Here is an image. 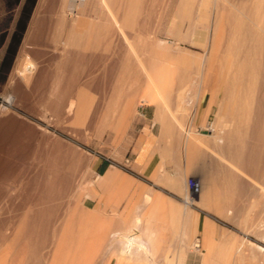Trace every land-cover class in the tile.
<instances>
[{
	"label": "bare ground",
	"instance_id": "1",
	"mask_svg": "<svg viewBox=\"0 0 264 264\" xmlns=\"http://www.w3.org/2000/svg\"><path fill=\"white\" fill-rule=\"evenodd\" d=\"M150 1L152 0H96V7L92 12L94 18H91V14L75 13L71 0L38 1L5 90L0 92V101H3V104H0V264H89L90 254H87L89 244L87 245L86 238L88 235L85 236L86 218L82 209L72 210L71 216L63 223V229L59 236L56 235L58 233L55 234L52 231L56 230V225L58 226L56 217L60 210L59 189L73 183L71 175L74 176V174L72 173L80 167L86 166L79 162V157L83 153L76 152L74 154V152L73 158H71L74 163L70 164L68 156L63 155L62 157L58 153L59 144L57 143L59 142H57L55 134L49 130L50 124L46 126H43L44 124L29 125L27 123L30 120L26 122L24 119L22 120L24 116L16 107L25 100L20 91V87H22L21 73L24 68L32 65L33 57L37 56L36 52H31V48H40V46L34 45L38 44L35 39L43 34L46 35L45 30L48 29V24L45 15L48 12L56 17L55 21H52L53 25L49 24V26L52 25L49 29L52 28L53 32L52 30L49 32H52L50 40L57 44L50 50L56 53L53 59L58 67V80H55L56 85L54 82L49 89L51 90L50 94L48 93L49 99L48 97L43 99L45 109L41 110V113L35 114L36 108L32 106L33 111L35 110L34 116L39 114L38 117L48 123L56 119H62V121L67 119L68 121L69 118L77 123L89 120L90 123L96 124L99 120L101 121L100 115H96L95 110L91 111L88 107V85L84 78L81 77L83 79L81 80L79 77L85 71V64L89 62L87 53L98 47L102 40L111 41L118 31V34L121 33L125 41L128 42L130 52L135 57V61L132 60L134 68L131 71L128 70L132 61L126 57L122 71H133L137 75H130L136 79L134 85L136 89H139L141 84L139 78L143 76L148 94L158 106L161 134H167L170 137L177 136L182 139L180 140L184 144L187 167L193 170L198 169L202 175L203 189L199 194L204 206L221 214L226 211L231 212L235 208L236 194L244 185L243 180L249 181L263 172L261 162L264 158V147L261 145H264V12L261 14L257 10L258 15L261 14V16L255 13L259 17L263 30V35L258 36L249 25H240L239 20H243L240 19L241 17L231 15L229 11L222 12L219 16V23L215 22L216 25L213 27V37L210 38L207 53L197 55L193 53L203 58L196 66L197 79L195 81L197 80V83H195L197 87L199 86L198 88L205 92L209 90L211 96L220 94L223 89L229 102L228 112L218 134L213 138H200L196 134L193 136L191 133L188 134L186 129L181 132L176 130L179 126L174 125V117L170 114L172 100L166 98L173 90H176L169 81L173 80L175 75L190 73L191 59L179 54L180 50L174 52L175 49L170 52L172 49H170L168 41H160L157 36H153L149 42L138 44V40L141 41L138 33L143 30L146 24V18H143L144 21L141 16L148 8L150 9ZM179 1L180 23L182 24L184 20L182 15L193 21L199 9L196 6V12L193 13L196 0ZM198 1V3L201 2V0ZM260 1L258 0L257 3ZM221 4L224 6V3ZM254 4L252 5L254 6ZM263 4H260V8L264 6ZM217 5L220 4L217 3ZM242 6L245 5L242 4ZM104 10L108 13V17L105 19L102 18ZM251 15L250 13L249 16ZM253 17L255 18V16ZM224 21L235 22L234 38L237 41H246V43L216 44L223 34ZM170 24L171 27H175L178 21L175 19ZM193 31L194 26L191 22L188 28L189 35L193 36ZM112 34H114L113 38ZM116 38L115 41H117ZM254 41L255 44H252ZM156 44H159V47ZM129 55L131 56L130 53L127 56ZM184 86L186 84L182 85V89ZM160 91H164V98L160 99ZM126 104L128 105V103ZM24 105H27V102ZM35 106L38 107V105ZM32 108L29 109L32 110ZM37 110L39 111V108ZM114 111L117 113L119 109ZM130 112L129 106L119 112L124 114V123L128 122ZM119 116L116 115V119ZM100 121L97 125L100 124ZM22 134L30 136V141L28 139L26 142L21 138ZM196 140H202L208 148L201 146ZM61 144L60 147L65 145ZM166 152H171V149H167ZM189 181L188 172H186L181 175L179 183L186 187ZM194 201L195 199L190 196V193L186 195L187 206L193 204ZM101 224V221H95L94 226L90 229V233L93 235L92 239L100 244L106 239L108 231L106 225L103 228ZM128 224L129 222L126 221L122 229L131 228ZM142 229L145 237L139 241V244L145 251L142 248L133 251L127 244L121 247L123 249L120 253L128 260L146 263L149 259L146 253L154 247L158 228L145 225ZM190 230L192 231L193 228ZM188 233L189 229L187 230L189 237ZM54 235L58 236L56 240ZM208 245L210 251L204 257V264H213L221 260L224 254L215 247L211 239L208 240ZM195 246H199V243H196ZM126 247L128 251L125 249ZM182 260L183 258H179L176 264H182Z\"/></svg>",
	"mask_w": 264,
	"mask_h": 264
},
{
	"label": "rangeland",
	"instance_id": "2",
	"mask_svg": "<svg viewBox=\"0 0 264 264\" xmlns=\"http://www.w3.org/2000/svg\"><path fill=\"white\" fill-rule=\"evenodd\" d=\"M38 1L0 0V92H4L5 90L4 88L20 47L24 42L25 34ZM216 1L222 7L217 5ZM198 2L196 0L193 6V13L196 12L198 7L200 10L198 27L209 25L216 18V15L219 17L226 8L231 15H242L244 20L250 23L248 25L255 31L257 36L263 35L261 24H257L255 18L248 15L250 12H254V10L249 9L254 0H203L204 3L201 4ZM209 2L210 7L208 6ZM77 3V12L81 13L85 9H90L91 18L94 16L92 12L96 7L95 0H79V2L77 0ZM179 3V0L150 1V9L148 8L145 11L146 13L142 14L143 17L141 16L142 20H144V17L146 18V24L143 30L138 33L141 39V41L138 40V44L149 42L153 36H157L160 38V41H168V45L172 49L170 52L175 49L174 52L180 50L182 53L178 52L179 54L188 56L191 59L190 73L175 75L173 80L169 81L173 85L172 87L176 89L171 92L169 97H166L172 100L170 103V114L174 117V125L179 126L176 130H180L181 132L186 129L187 133H191L192 136L196 134L200 138H213L223 126L222 121L225 119L229 109L228 98L224 95L223 89L220 91V94L211 96L209 90L205 92L204 90H200L199 86L197 87V80L195 81L197 79L196 66L203 58L196 55L207 53L210 43H207V46L203 47L204 42H198V29L194 37L189 35V24L191 25V22L194 24L195 16L193 21H190L188 17L182 15L184 20L181 24L179 20L181 16L178 17ZM221 3H224V6ZM240 4H244L246 9L243 11L237 9ZM196 6L197 8H195ZM107 17L108 13L104 10L102 18L105 19ZM54 18L56 19L49 12L45 15L48 29L44 32L47 36L43 34L36 38L37 40L35 39L38 44L34 45L40 46V48H31V52H36L37 56L33 57L31 68H24L21 73V85L24 88L20 87V91L23 93V99L25 100L16 106L24 116L22 120L24 119L25 122L30 120L27 124H44L43 126L50 124L49 130L57 137V142H59L57 143L59 144L58 149L60 150L61 148L60 151L58 150V153L62 157L63 155L65 157L68 156L70 164L74 163L71 159L74 152V154L76 152L83 153L79 157V162L84 163L86 166L80 167V170L78 169L72 173L74 174V176L71 175L73 183L59 189L58 203L60 210L56 217L58 226H55V228L57 227L55 231L51 229L53 233H58L56 235L59 236L63 229V223L71 216L72 210L82 209L86 218L85 236L88 235L86 237L87 245H90H88L87 250V254H90L88 258L89 264H176L179 258H183L182 264H204V257L210 251L208 245L209 239L224 254L221 260L215 261L216 263L213 264H264V158L261 162L263 166L261 174L256 177L252 176L253 178L249 179V181L242 177V179H245L243 180L244 185L236 194L235 208L231 212L226 211L221 214L204 206L200 200V194L192 195L189 184L184 187L187 189V194L190 193V196L195 201L188 206L182 201L179 209L171 210L173 215H177L181 211L179 218L175 219L179 221L178 223H171L174 219L169 214H166L163 221L167 223L152 224L151 221L154 218L149 217L156 214V211L160 213V210L155 206V198H152L149 194L144 195L143 198V204L147 205V211L145 209L142 211L143 213L146 211L143 214V219L146 218L144 223H139L137 219V223L132 224L131 214H128L131 212L130 209L120 211L119 206H111L108 202L107 188L101 187L99 184L101 169L108 168L109 170H118L120 173L125 172L130 174L132 155L136 151V147L144 134L151 131L153 135H156L161 131L159 127L160 120L158 119L159 111L156 104L147 103L144 100L145 95L148 94V90L144 85L145 80L143 76L139 78L142 86L140 84L139 89H135L136 79L133 76L137 75L133 71L129 72L134 68L135 57L130 52L128 42L125 41L121 33L118 34V31H116L115 35H111L112 38L113 35L115 38L118 35L120 38L117 37V41H115V38H113L114 41H112L113 39L111 41L102 40L98 47H96L97 50L95 48L87 53L89 62L85 64V71L79 77L81 80L84 78L85 83L88 85V107L91 111L95 110L96 115H100V124L97 125L99 121L96 124H92L89 120L77 123L71 118L68 121L65 119L67 122L64 119V122L62 119H56L48 123L46 120H41L38 117L40 116L39 114L34 116L45 109V106L43 107V99L45 97L49 99L48 93L50 94L51 92L49 89H51L55 80H58V67L53 59L56 53L50 50V48L57 45L54 44V41L50 40V34L53 30L52 28L49 29V27L53 25L52 21H55ZM175 19L178 21V24L175 27H171L170 23ZM50 23H52L51 26H49ZM50 30L52 32H49ZM223 30V34H221L222 36L216 44L246 43V41H237L234 38V26H224ZM107 37H109L108 34ZM209 37H213V28L211 27ZM252 44H255V41ZM156 46L159 47V44H156ZM71 51L73 52L74 50L72 49ZM75 52L77 53L76 50ZM128 52L132 57L130 55L127 56ZM92 55L97 59L92 58ZM126 57L134 61L128 66L130 67L128 70H130L123 72V63ZM131 74L134 75L130 76ZM29 77L30 79H28ZM183 84H186V86L182 89ZM196 91L200 92V94ZM116 101L118 102L117 106L115 105ZM26 102L27 105H24ZM126 103H128L131 112L128 122L124 123V114L119 112L125 108L124 104ZM0 104L2 105L3 101H0ZM35 105H38V107ZM32 106L36 108V112L35 110L33 111L34 108ZM28 107L32 108V110ZM38 108L39 111L37 110ZM116 109H119V112L115 113L114 110ZM28 110H30L29 113ZM156 111V120L159 122L155 121L154 118ZM116 115H120L119 118L116 119ZM33 122L35 123L33 124ZM124 124L126 126H123ZM96 126L100 129H97ZM20 137L25 139L26 142L31 139L30 136L25 134L20 135ZM161 138L164 144L169 146L175 145L180 156L184 155V144L181 138L177 136L170 137L167 134H164ZM59 140L66 146L60 147L62 144ZM196 142L208 148L202 140H196ZM261 147H264V145H261ZM249 174L252 175L251 172ZM194 176L201 179L202 175L200 171L196 173L193 171L189 173L188 178L192 179ZM201 182L203 187L202 179ZM127 183L130 185L129 181ZM137 205L138 203L135 202L134 212L138 209L136 208ZM95 221H101L102 227L105 228L104 225H106V229L108 228L106 239L101 244L94 241L92 239L93 235L90 233V229L94 226ZM126 221L131 226L129 228L130 231L129 229H122ZM145 225L159 228V234L155 240L156 247L151 249V251H147L146 254L149 259L146 263L128 260L126 256L120 253L123 249L121 247L128 244L133 251L142 248L139 241L145 237L143 236L145 234L142 229ZM193 227L195 229L191 231L190 229ZM186 229H189L188 234L190 238L187 236ZM56 235H54L55 240L58 237ZM196 243H199V246L196 247ZM132 245L136 246L133 248ZM125 249L128 251L127 247Z\"/></svg>",
	"mask_w": 264,
	"mask_h": 264
},
{
	"label": "crops",
	"instance_id": "3",
	"mask_svg": "<svg viewBox=\"0 0 264 264\" xmlns=\"http://www.w3.org/2000/svg\"><path fill=\"white\" fill-rule=\"evenodd\" d=\"M257 1L258 0H256L254 2L256 4L253 3L254 6L252 5V7H250L249 9L250 10L255 9L254 12H250V13L252 14L251 16H255L256 23L260 24L258 16L259 15L261 16L262 12H264V6L260 8L261 6L260 4L264 3V1L261 0L262 3H260L261 2L260 1L259 2L260 4L257 3ZM71 3H72L73 11L75 13L85 14V15H89L91 13L90 9H85L81 13L77 12V7H78L77 0H71ZM201 3H204L203 0H201L200 4ZM208 4L207 5L210 7V2ZM237 9L243 11L246 8L245 6H242V4H240L237 7ZM88 10L89 12L87 13ZM257 10L261 14L258 15ZM199 11L200 10L198 9L193 24L194 31L192 37H194V34L198 29L199 30V33L197 34L198 42L200 43L204 42L203 47H205L207 46V43H210V38H211L209 37L210 27L211 28L215 27L216 25L215 22L219 23V17L216 15L217 19L214 18L209 25L198 27ZM225 12H228L226 8H225ZM255 13H257L258 16ZM236 15L238 16V18L241 17L240 19H243V20H239L241 26H246L248 24L250 25L249 22H246L244 20L242 15L239 14ZM242 22L244 23V25H242L243 24ZM227 25L228 26L232 25L235 27L236 23L235 22L227 23L226 21H224L223 27ZM159 93H160L159 97L164 96V91H160ZM168 96H170V94ZM144 100L147 103L156 104V102L151 100L149 94L145 95ZM117 101L115 104L116 106L118 103ZM127 106L129 105L124 104L125 108H127ZM156 107L158 108V106ZM156 116H157V111L154 118L155 121H158L156 120ZM159 127L161 130L160 122H159ZM162 136H163L162 134L160 136V132L156 135L155 134L153 135L151 131L144 134V136L142 137V139L140 140V142L136 147V151L132 155L130 174L125 172L120 173L118 170H109L108 168L101 169L99 173V184L101 187L107 188V193L109 197L108 202L110 203L111 206L112 205L119 206L120 211H123L124 209L125 210L130 209L131 212L128 214H131L132 224L137 223V219L139 220V223H144V220H146V218L143 219L144 218L143 214L146 213L147 211L146 210L147 205L143 204V198L144 195L146 194H149L152 198H155L156 200L155 206L160 210V213L156 211V214H154L152 217H149V218H154V220L151 221L152 224L167 223L166 221H163V218L166 214L167 215L169 214L170 217L174 219V221H171V223H178L179 221L175 219L179 218L181 211L178 212L177 215H173L171 213V210L176 208L179 209L180 203L182 201L185 202L186 194H187V189L181 186V184L179 183V178H181V175L186 174V172H188L189 175L190 172L193 171L197 172L198 170V169L193 170L187 167L186 164L187 158L185 157V155L180 156V154L177 152L178 150L175 147V145L169 146L164 144L163 139L161 138ZM169 148L171 149V152H166V150ZM128 181L130 185L127 183ZM135 202L138 203L136 207L138 209L134 212ZM143 209L146 210L144 213L142 212ZM155 228L157 229L158 227ZM194 229L195 227H193V230ZM158 230L157 233L159 234ZM155 247L156 244L154 243V247L152 249H154Z\"/></svg>",
	"mask_w": 264,
	"mask_h": 264
},
{
	"label": "built area",
	"instance_id": "4",
	"mask_svg": "<svg viewBox=\"0 0 264 264\" xmlns=\"http://www.w3.org/2000/svg\"><path fill=\"white\" fill-rule=\"evenodd\" d=\"M189 187L191 189L192 195L199 194L201 189H202V182L201 179L197 176H194L192 179L189 181Z\"/></svg>",
	"mask_w": 264,
	"mask_h": 264
}]
</instances>
